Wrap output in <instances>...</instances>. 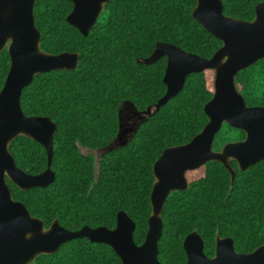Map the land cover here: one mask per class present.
I'll return each mask as SVG.
<instances>
[{
    "label": "trees",
    "instance_id": "1",
    "mask_svg": "<svg viewBox=\"0 0 264 264\" xmlns=\"http://www.w3.org/2000/svg\"><path fill=\"white\" fill-rule=\"evenodd\" d=\"M221 1L225 15L244 21H252L256 5L264 2ZM196 4L197 0H109L84 36L67 21L72 2H35L41 50L79 54L76 69L38 74L21 94L26 116H48L57 126L51 165L54 182L21 190L7 179L13 198L45 228L58 220L71 231L84 226L114 229L118 213L125 211L135 222L136 244H143L152 213L153 164L166 148L190 142L207 124L204 106L214 94L215 71L188 75L182 90L141 122L125 145L100 151L116 137L125 101L143 111L165 95L167 57L152 64L139 61L149 57L157 43L173 44L206 59L221 48L222 41L192 17ZM10 66L5 48L0 52V90ZM235 83L247 106L264 107V58L240 71ZM245 137L243 130L224 123L213 150ZM9 150L25 173L45 171L47 153L40 143L18 136ZM229 164L235 170L233 183L224 165L212 160L186 173V189L169 194L161 213L160 264H187L183 243L193 231L202 237L209 257L215 255L217 235L233 239L241 253L264 244V162L245 171L234 159ZM31 264L122 262L108 244L81 237L53 254L38 255Z\"/></svg>",
    "mask_w": 264,
    "mask_h": 264
},
{
    "label": "water",
    "instance_id": "2",
    "mask_svg": "<svg viewBox=\"0 0 264 264\" xmlns=\"http://www.w3.org/2000/svg\"><path fill=\"white\" fill-rule=\"evenodd\" d=\"M38 0H0V52L7 48L11 66L0 90V264H31L40 254H53L66 242L87 237L92 242L111 246L122 264H160L158 241L163 231L161 213L172 191L187 188L186 173L216 160L235 178L229 159L237 161L245 171L264 162V107L247 106L237 90L236 75L264 58V2L255 7L252 21L225 15L221 0H197L192 17L222 41L221 48L206 59L169 43L159 42L154 52L139 60L155 63L167 57L163 82L165 95L143 111L130 101L119 110V131L111 143L100 152L105 153L125 145L141 122L175 97L193 73L214 70V94L205 104L209 120L190 142L166 148L153 164L155 181L151 191L152 213L143 244L134 240L135 222L125 212L117 215L114 229L84 226L78 231L65 229L55 220L49 228L33 217L26 206L13 198L9 179L21 190L47 187L55 180L51 169L56 124L48 116H26L21 107L23 89L38 74L53 70H74L79 54L46 53L40 48L41 32L35 25L34 5ZM73 9L67 21L84 36L93 28L109 0H69ZM224 123L243 130L244 140L228 142L220 151L213 150L215 136ZM18 136H26L40 143L47 153V167L38 175L21 170L9 150ZM187 264H264V244L249 253L235 250L231 238L216 236L215 255L204 253V242L197 231L184 240Z\"/></svg>",
    "mask_w": 264,
    "mask_h": 264
},
{
    "label": "flooded vegetation",
    "instance_id": "3",
    "mask_svg": "<svg viewBox=\"0 0 264 264\" xmlns=\"http://www.w3.org/2000/svg\"><path fill=\"white\" fill-rule=\"evenodd\" d=\"M244 140V139H243ZM235 141H241V140H235ZM235 141H231V142H235ZM230 159H233V158H230ZM235 160V159H234ZM146 238V237H145ZM145 241V240H144ZM144 243V242H143ZM138 245V244H137ZM215 248H216V245H215Z\"/></svg>",
    "mask_w": 264,
    "mask_h": 264
},
{
    "label": "rangeland",
    "instance_id": "4",
    "mask_svg": "<svg viewBox=\"0 0 264 264\" xmlns=\"http://www.w3.org/2000/svg\"><path fill=\"white\" fill-rule=\"evenodd\" d=\"M99 155V153H97V156Z\"/></svg>",
    "mask_w": 264,
    "mask_h": 264
}]
</instances>
